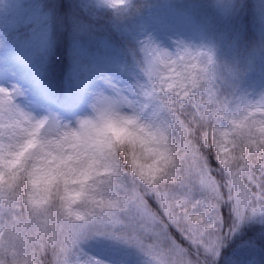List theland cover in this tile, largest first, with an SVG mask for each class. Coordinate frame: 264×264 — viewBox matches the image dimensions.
Wrapping results in <instances>:
<instances>
[{"label":"rangeland","instance_id":"374dc122","mask_svg":"<svg viewBox=\"0 0 264 264\" xmlns=\"http://www.w3.org/2000/svg\"><path fill=\"white\" fill-rule=\"evenodd\" d=\"M99 1L113 4L112 0ZM129 3L130 0L124 4L125 7ZM131 41L136 45L140 61L126 62L105 56L95 60L90 66H85L87 75L78 96L72 109L66 110L52 107L48 93L41 85L34 89L29 87L22 68L8 58L3 33L0 31V90L10 94L6 97L13 99L17 107L36 117L48 116L61 122H75L76 118L88 114L93 105L105 98L126 99L137 105L146 104V95L149 94L151 83L155 79L159 81L154 66L167 64L166 75L172 78L175 92L183 93L187 90L188 98L192 100L205 95L206 115L211 119L212 136L219 127L221 130H231L229 140L237 131V139H242L246 129H235L229 120L241 124L237 117L248 113L249 119H256L259 111L264 110V85H260L262 80L253 82L252 79L253 76L261 74L264 56L258 53L254 60L249 61L235 52L226 57L216 54L205 34L188 15L149 12L139 20ZM178 55H183V60H178ZM123 65L125 72H121ZM204 65L207 68V76L206 69L201 71ZM193 78L198 80V91L191 87ZM177 84L183 86L177 88ZM6 97H0V100ZM252 113H255V116L251 115ZM173 140L178 145L184 143L175 133ZM213 145L215 148L214 141ZM227 147L229 156L238 157L241 151L249 150L247 147L233 149L231 144ZM176 154L181 157L182 164L173 180L167 184V188L174 194L178 203L183 202L186 205L182 212L185 214L188 247L180 245L176 240L174 248L155 246L154 240L149 239L147 225L139 217L130 216L125 211V205L112 217L96 220L87 226L105 227L116 231L117 234H123L134 244L143 243L146 246L144 251L100 230H92L72 247L63 264H92L94 259H98L102 264H214L216 260L237 264L233 254L227 255L229 236L222 234L224 221L217 181L211 171L207 175L200 173L191 156L185 158L182 151ZM233 167L234 164L230 163L231 194L235 203L239 199L241 203L247 201L250 204L242 209L241 214L236 211L239 226L233 229L235 236L240 230L241 222L247 221L246 217L264 220V210H261L264 209V203L253 205L251 191L244 175ZM120 195L123 197L125 194L120 192ZM249 208L250 213H247ZM208 223H211L212 227H207ZM13 231L20 236L34 235L23 221L19 209H0V264H14V261L20 259L28 260L31 264H42L45 259L38 252V247H53L52 240L56 241L57 247V255L53 257L52 264H60V242H70L73 236V233L62 228L53 232L49 240L31 239L23 245L10 243L5 247L2 241L11 240L10 234ZM216 241L215 248L211 250Z\"/></svg>","mask_w":264,"mask_h":264},{"label":"trees","instance_id":"16d2710c","mask_svg":"<svg viewBox=\"0 0 264 264\" xmlns=\"http://www.w3.org/2000/svg\"><path fill=\"white\" fill-rule=\"evenodd\" d=\"M129 7L100 3L97 0H0V22L11 58L19 62L31 85L42 83L49 90L53 102L70 108V101L85 77L83 67L103 55H124L129 61L138 63L140 56L130 35L135 32L138 19L150 12H178L188 15L196 27L203 31L214 52L226 57L231 52L252 61L257 54L264 56V0H131ZM253 82L264 85V64L261 74L252 77ZM164 98L168 107L184 124L181 130L175 126V135L192 141V125L188 123V112L203 123L205 142L198 144L200 151L212 159L215 151L212 141L211 119L207 117L205 95L197 100L180 101L178 96L160 91L157 81L152 90ZM181 106H183L181 108ZM180 109V111H177ZM186 109V110H185ZM183 112V114H181ZM197 129L199 125L195 126ZM181 131L188 135L181 136ZM199 136V131L196 132ZM238 167L250 188L253 205L261 201V170L257 166L262 160L260 152L241 151ZM247 162V163H245ZM217 165L213 161V168ZM223 168V165H219ZM221 177L213 170L221 199V212L225 233L229 236L227 255L231 253L237 264H264V220L246 217L234 236L236 221L235 199L232 196L231 178L228 169ZM252 177L250 178L249 173ZM155 208V205H152ZM252 208V207H251ZM251 208L247 211L250 213ZM172 236L182 246L188 247L186 239L172 230ZM46 246L40 245L43 254ZM51 249V247H47ZM42 264H52L51 252H46ZM214 264H233L221 262ZM235 262V261H234Z\"/></svg>","mask_w":264,"mask_h":264},{"label":"clouds","instance_id":"9594fccd","mask_svg":"<svg viewBox=\"0 0 264 264\" xmlns=\"http://www.w3.org/2000/svg\"><path fill=\"white\" fill-rule=\"evenodd\" d=\"M112 2L121 6L128 0ZM167 67L154 66L158 86L175 92ZM205 69L207 76L205 65L201 71ZM146 99L144 105H150L153 96ZM162 111L166 109L148 115V107L105 98L75 122H61L36 117L10 97L0 100V209H19L34 233L20 236L13 231L11 240L2 241L4 246L49 240L59 229L75 233L108 219L123 208L119 182L125 171L151 175L169 170L177 154ZM237 119L254 131L264 129V110L256 119L248 113ZM14 264L31 262L20 259Z\"/></svg>","mask_w":264,"mask_h":264},{"label":"snow or ice","instance_id":"6c2138e0","mask_svg":"<svg viewBox=\"0 0 264 264\" xmlns=\"http://www.w3.org/2000/svg\"><path fill=\"white\" fill-rule=\"evenodd\" d=\"M171 87V86H169ZM191 87L198 91L199 83L197 78H193L191 81ZM161 92H164V89L160 88ZM172 92L173 95L178 96L180 101H185L188 98V92L185 90L183 93ZM0 94L10 95L4 93L3 90H0ZM151 95L153 100L150 105H142L148 107V113L150 115H156L157 112L163 107L166 111H162V115L171 135V140L176 150V153L183 152L184 157L191 156L192 160L195 163V166L199 169L200 173L207 175L210 171H215L217 175L225 177V169H228V172H232L230 168V163L239 166L237 161L242 159V157H237L235 155L229 156L228 144H231L233 149L240 148L243 149L247 147L249 150L255 149L260 152L262 157H264V129L253 130L252 125L247 124H236L235 120H229V123L237 130L242 127L246 129V134L243 135L242 139H237L239 131L233 136L231 140L228 139L229 132L231 130H221L217 127L215 134L212 136V141L215 143V151L212 153V159L200 151L198 144L203 145L205 142V134L203 132L204 125L199 118L195 116V110L188 112L189 120L192 127V141L185 140L182 145H178L173 140V134L175 131V126L179 125L181 130L184 129V124L180 123L179 117L175 115L172 108L168 107V103L158 94H156L155 89L152 90ZM183 106H181L182 108ZM186 110V109H185ZM180 111V109H177ZM183 114V112H181ZM219 119V117H217ZM199 125L197 129L195 126ZM199 131L200 135L197 136L196 132ZM188 135V133L181 131V136ZM253 140L255 143H253ZM259 147H256V145ZM213 161L216 163V167L213 168ZM247 163V162H245ZM182 159L177 155L176 163L167 171L161 173H154L151 175L144 173H136L125 171L121 176L119 182V191L123 192L125 195L123 207L125 211L128 212L130 216L139 217L146 225L149 231V239L154 240L155 246H166V247H175L174 241L175 237L172 236V230L177 231L182 239H187L185 235L187 228L184 225L185 214L182 212V209L185 208V203L177 202L174 194L167 188V184L173 180L177 173V169L181 167ZM219 165H223V168H220ZM261 170V180L264 181V158L257 165ZM250 178L252 177L251 172L249 173ZM262 190H264V183L260 184ZM261 201L264 202V191H262ZM155 205V208L152 205ZM250 204L245 201L241 203L237 199L235 203V208L238 214H241L242 209L247 208ZM264 210V209H261ZM207 227H212L211 223L207 224ZM92 230H100L101 232L107 233L115 238L122 239L130 244H134L125 237L123 234H117L116 231L105 227H91L86 226L84 229L79 230L73 233L72 239L70 242L61 241L59 245V256L62 258L60 264L66 260L67 254L72 250V247L79 243V241ZM53 247L48 249L47 246L43 251V256L46 252L50 251L51 255L55 257L57 255L56 241H51ZM178 243V242H177ZM217 241L214 245L211 246V250L215 248ZM135 246L140 248L142 251L145 250V245L143 243H135ZM51 264V262H50ZM92 264H102L98 259H94Z\"/></svg>","mask_w":264,"mask_h":264}]
</instances>
